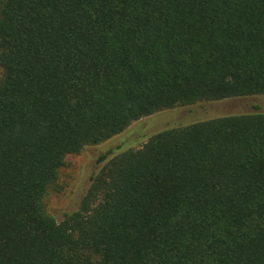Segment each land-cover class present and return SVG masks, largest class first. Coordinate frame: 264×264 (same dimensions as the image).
<instances>
[{
  "label": "trees",
  "instance_id": "1",
  "mask_svg": "<svg viewBox=\"0 0 264 264\" xmlns=\"http://www.w3.org/2000/svg\"><path fill=\"white\" fill-rule=\"evenodd\" d=\"M0 70V264H264V112L114 156L60 222L44 204L143 117L264 95V0H0Z\"/></svg>",
  "mask_w": 264,
  "mask_h": 264
},
{
  "label": "rangeland",
  "instance_id": "2",
  "mask_svg": "<svg viewBox=\"0 0 264 264\" xmlns=\"http://www.w3.org/2000/svg\"><path fill=\"white\" fill-rule=\"evenodd\" d=\"M1 75V70H0ZM264 112V95L203 101L162 110L133 122L123 132L110 139L85 147L79 154L68 155L60 169L57 184L47 193L46 211L60 222L66 213L78 210L91 184V177L114 156L141 148L153 135L171 128L234 114ZM106 155L107 159L99 162Z\"/></svg>",
  "mask_w": 264,
  "mask_h": 264
}]
</instances>
